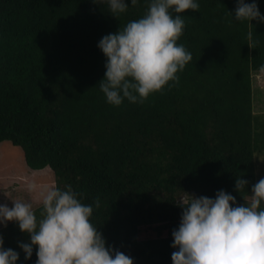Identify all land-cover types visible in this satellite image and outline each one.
Segmentation results:
<instances>
[{
	"label": "trees",
	"instance_id": "obj_1",
	"mask_svg": "<svg viewBox=\"0 0 264 264\" xmlns=\"http://www.w3.org/2000/svg\"><path fill=\"white\" fill-rule=\"evenodd\" d=\"M195 2V12L170 9L185 24L177 43L192 55L178 83L115 106L100 90L107 57L98 44L142 18L151 0H126L117 17L93 0H0V144L21 148L32 170L50 168L56 188L79 193L107 246L134 264H173L186 193L214 199L223 190L244 204L264 178V112L255 111L253 85L264 70V23L236 20L238 0ZM255 2L264 15V0ZM237 177L249 182L241 194ZM0 236L17 264H36L38 249L25 259L19 247L30 235L18 222Z\"/></svg>",
	"mask_w": 264,
	"mask_h": 264
},
{
	"label": "clouds",
	"instance_id": "obj_2",
	"mask_svg": "<svg viewBox=\"0 0 264 264\" xmlns=\"http://www.w3.org/2000/svg\"><path fill=\"white\" fill-rule=\"evenodd\" d=\"M93 2H106L115 17L129 6L126 0ZM131 4L135 6L137 0ZM199 7L195 0H151L142 18L100 40L98 47L107 62L99 86L109 104L119 106L125 98L143 103L169 82L178 83L176 74L192 55L177 43L185 24L181 16L173 18L170 9L183 13ZM234 16L239 21L264 23L255 0H238ZM247 39L254 48L251 31ZM248 184L237 177L235 190L241 194ZM78 196L71 186L47 190L39 220L32 203L12 199L11 208L0 204V224L6 227L9 221L18 222L20 230L30 235V243L22 242L19 247L25 259H31L33 248H37L36 264H134L128 255L107 246L102 232L90 222L92 205L81 203ZM242 197L244 204L223 190L214 199L186 193L177 203L183 212L178 229L172 232L171 246L177 249L171 256L173 264H264V178L252 185L250 196ZM95 206H100L98 199ZM3 245L0 236V264H17L19 253Z\"/></svg>",
	"mask_w": 264,
	"mask_h": 264
},
{
	"label": "rangeland",
	"instance_id": "obj_3",
	"mask_svg": "<svg viewBox=\"0 0 264 264\" xmlns=\"http://www.w3.org/2000/svg\"><path fill=\"white\" fill-rule=\"evenodd\" d=\"M258 72L253 76L254 106L257 113H262L264 112V70ZM39 171L28 167L21 148L15 147L10 142L1 143L0 204L7 202L11 208L14 206L12 199L25 198L26 200L22 201L32 203L33 209L42 205V198L47 190L56 188V178L50 168L44 169L42 173H38ZM11 222L13 221H9L7 225ZM2 227L4 225L0 224V229Z\"/></svg>",
	"mask_w": 264,
	"mask_h": 264
},
{
	"label": "crops",
	"instance_id": "obj_4",
	"mask_svg": "<svg viewBox=\"0 0 264 264\" xmlns=\"http://www.w3.org/2000/svg\"><path fill=\"white\" fill-rule=\"evenodd\" d=\"M42 172H44V171L42 170V171H39L38 173H42ZM7 180H9V179L7 178ZM21 200H26V199L25 198H22ZM6 204H8V206L10 207V204L9 203L6 202Z\"/></svg>",
	"mask_w": 264,
	"mask_h": 264
}]
</instances>
